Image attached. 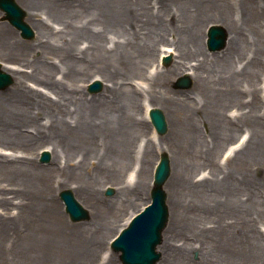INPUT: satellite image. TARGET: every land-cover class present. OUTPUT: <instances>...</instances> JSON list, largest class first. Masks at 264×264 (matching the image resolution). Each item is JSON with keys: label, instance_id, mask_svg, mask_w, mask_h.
<instances>
[{"label": "bare ground", "instance_id": "6f19581e", "mask_svg": "<svg viewBox=\"0 0 264 264\" xmlns=\"http://www.w3.org/2000/svg\"><path fill=\"white\" fill-rule=\"evenodd\" d=\"M15 1L28 12L36 37L19 41L0 23V60L11 65L0 68L14 78L0 93V141L27 148L37 140L52 158L41 166L36 158L0 153V264H117L111 254L98 263L103 240L97 228L113 226L112 208L141 187L161 152L170 165L164 184L170 217L158 264H191L195 249L199 264L219 263L218 251L225 261L264 264V91L257 87L264 69L262 0ZM210 18L228 35L217 55L206 54L197 40ZM165 29L177 37L167 39ZM182 30L185 38H178ZM164 45L173 46L162 55L174 53V63L150 73ZM187 70L192 91L171 90V80ZM91 73L103 88L88 96L78 84ZM137 79L139 88L132 83ZM235 103L236 114L226 115L224 108ZM153 105L165 114L161 138L147 137ZM205 122L221 145L224 134L245 127L219 156L246 138L244 152L227 160L235 157L234 171L245 169L244 178L211 164L214 151L208 143L203 151L201 138ZM205 164L212 166L209 177L200 172ZM107 182L118 187L111 199L99 191ZM60 187L82 200L91 222L65 223L52 194ZM209 231L218 239L211 254L198 236Z\"/></svg>", "mask_w": 264, "mask_h": 264}, {"label": "rangeland", "instance_id": "374dc122", "mask_svg": "<svg viewBox=\"0 0 264 264\" xmlns=\"http://www.w3.org/2000/svg\"><path fill=\"white\" fill-rule=\"evenodd\" d=\"M157 1H159V0H151L152 3H156ZM262 2L264 3V0H262ZM153 6H154V10H155L156 9V5H153ZM176 7L178 8L177 11L180 13L181 9L179 8V6L176 5ZM174 10L175 9L173 8V11ZM23 11L25 12L24 20L27 23V25H29V27L31 28V26H30L31 21L28 18V12L25 9H23ZM0 13H1L0 14V23L7 24L10 27V29L12 30V32L14 33L15 37L17 38V40L23 41V42H26V43H34V40H35V37H36L35 30H33L31 28V30L33 32V36L31 38L25 39V38H23L20 35V31L19 30H17L13 26H11L9 24V22H7L4 19L5 15H4V13L1 10H0ZM175 13H176V10H175ZM168 22L170 23L171 20H168ZM211 24H219V25L223 26V24L220 21H218L217 19L210 18L207 23H202L200 25V27H199L200 31H199V35H198V39L197 40L199 42H201V43H202V41H204V46H205L204 50H205L206 54H208V55L221 54V52L224 50V48L222 50H220V51L213 52V53L208 52L207 49H206V45H205L206 32H207L208 26L211 25ZM263 25H264V23H263ZM174 27H175V23H174V21H172L171 28H174ZM166 31L167 30L165 29L164 32L166 33ZM246 33L249 35L250 34L249 30H247ZM166 36H167V39L172 41L173 38L177 37V34L175 32L169 31L168 33H166ZM178 38H185V33H184L183 30L180 33V35L178 36ZM167 48L170 49V50H173V46L164 45V46H161L159 48L160 49L159 53L162 54V52L164 50H166ZM173 54L172 53L166 54L167 57H170V61L166 65L163 63V58L165 56L164 57L157 56V62H154V64L151 65V67L149 68V72L153 73L155 71L156 65H158V67H161V68L170 67L174 63V60H175ZM190 62L192 64H194L196 61H195V59H192V60H190ZM0 66L2 68V67H10L11 65H9L8 63L6 64V62L0 60ZM261 71H263L262 76H261V80L259 81V83L256 81V83H258L257 87L258 88L262 87V89L264 91V69L263 70H260V69L258 70L259 73ZM3 72L7 73L6 71H3ZM190 72L191 71L187 70L186 73H182L181 75H178V76L174 77L171 80V82H170V86H169L170 89L171 90H176V91H187V92L192 91L193 82H192V78H190ZM183 76H187L189 78V80L191 81V85L188 88H180V87L176 86V83L179 80V78H181ZM11 78H12V83L9 86H7L5 89L0 90V93L6 92L7 90L10 89V87L13 86L14 78L12 76H11ZM94 80H99L101 82L100 77L96 73H91L89 75L84 76L82 78V80L80 81V83L78 84L80 88H84V92L88 96L100 94L101 90L103 88V87H101V89L99 91L95 92V93H89L87 91V85L90 82H93ZM132 83H133L134 86H136V87L138 86V88L140 87V81H138V79L135 80V82H132ZM245 94H246V96H245ZM245 94H242V95L245 96L244 101H247L251 97L248 96V93H245ZM263 95H264V92H262V96ZM145 104L147 105L148 103H145ZM151 107L152 108H159L163 112V110L158 105H153ZM230 107L232 109H230L228 112H226L227 109L230 108ZM237 109H238V106H237L236 103L235 104H230L226 108H224V112H225L226 115L229 114V115H231L233 117L236 114V110ZM200 112L204 113V110L199 111V113H197V115H200ZM163 114H164V112H163ZM164 116H165V114H164ZM150 126H152V125L151 124L149 125L150 130L148 132L149 134H147V137H151L154 134V135H156V137L161 138V137H164L166 135V133H167V132H165L164 134L159 135V134H157L155 132L153 127H150ZM200 127H201V130H202L201 138L203 140V151H204V147L207 146V143L209 144V148L208 149H210L211 151H214L213 154H211L214 157L213 158L214 159V163H211V164L215 165V164H217L219 162V165H222V168H221L222 173L224 175L227 174V173L232 175L233 172L232 173H230V172L232 170L234 171L233 167L236 168V166H235V163H236L235 157L233 159L231 158L227 162V160H228V158H226L227 156L225 157L223 155L222 157H220L221 158L220 161H219V159H220L219 156L222 154V152H224L226 150V148H227L226 144L229 145L231 142L235 141L237 139V137L239 136V134H244L242 132H244L245 127L242 126V129H238L237 128L235 134H232L230 137L228 136V134H226V135L224 134L222 136V138H226V140L229 142L228 143L226 141L224 145H221V140L220 139H216L215 140L214 135L213 134H209L210 133V125H209L208 122L201 123ZM212 139H214V140H212ZM212 141L215 142L213 145H211ZM244 142L240 143V145H238V147L233 152H231V154L228 155V156L232 157L235 152H237V154L243 153L244 150L241 149V148L243 147ZM46 145H47L46 143H41V142H39L37 140H32L31 143L29 144V146L27 148H24V147H22L20 145L16 146L15 144H7V143H2V141H0V153L1 154H5V155H9V156H25V157L27 156V157H31V158H36L37 164H39L41 166H47L50 163V160L52 158V154L50 152V148L48 146L46 147ZM21 148H23V149H21ZM42 151H46L49 154V159L47 161H45V162H41L40 161V157H41ZM159 155L157 156L158 159H159ZM167 156H168V154H167ZM152 159L155 160V157L153 156ZM211 168H212V166L205 164V165H203V167L200 170V172L204 171L205 172L204 176L209 177V174H211V170H212ZM134 169H136V168H134ZM251 169L253 171L252 172L253 176H256V177L260 176V170H255L254 167H252ZM209 170H210V172H209ZM219 172H220V170L216 171V173H219ZM234 173L240 179H242L245 176V169H238V170L234 171ZM223 174H220L219 176L221 177ZM246 174H247V171H246ZM201 175H203V174H201ZM152 176H153V172H151L150 174L148 173L146 178H145L144 183L141 185V187L139 189H131L130 193L127 195V198H125L120 205H116V206H114L112 208L111 213H113L115 215L113 217H114V219H116V221L113 224V226H111L112 228L109 227V229H107L106 232H105L104 229L103 230L101 229L102 226L100 228H97L101 232V234H99V236L103 240L102 246H101V249H100V256L98 258V263H101L104 260H106V257L109 254H111L114 258H116L115 260H116L117 264H122L120 262V260H119L118 254H116L115 252H113L111 250V248L109 246L110 245V241H111L112 237L114 235H116L120 231V229L126 225L128 220L146 204L147 200L149 199V192H150L151 183H152ZM125 178H126V181L128 182V184H132L135 181V179H134V177H132V175H126ZM73 183H74V181L72 182V185H73ZM116 185L117 184H113V183L109 184V182H107V184L104 187L100 185V188H99V191L101 192L100 195L102 197H105L106 199H111L114 196V194H115V192H116V190L118 188ZM108 188L112 189V191H113L110 195L106 194V191H107ZM64 189H70V187H60L59 189L55 188L54 192H52V194H53V197H54V201H55L56 207L58 208L59 214L61 215V217L63 218L65 223L71 224V225L72 224L73 225H77V224H87V223L91 222V220H92V216L91 215H89L88 219L83 220V221H79V222L70 221V219L68 218L67 214L64 211V205H63L62 201L60 200V198L58 196L59 192L61 190H64ZM70 190L72 191V189H70ZM9 196L11 197V199H13L12 194H9ZM74 196L77 199V201L85 209L88 210V208L85 207V205H83L82 200L79 197H77L75 194H74ZM15 201L16 200H12L10 202L11 204L8 205L9 210H11V213H15V211H16V208H14V204H12V202L15 203ZM169 217H170V215H169ZM168 225H169V221H168L166 227L163 230V236L166 234V230L168 228ZM259 229L264 232V226H260ZM198 236L201 237L202 240L204 239L206 241V243L208 244V245H205V247H206V249H207L209 254H211V249H212L213 252L215 251L214 249H216L217 246H218V239H217V234L216 233H212L211 231H209L208 233H205V232L200 233ZM161 245H162V242L157 247V250L160 252V254H161V251H160ZM217 253H218V255H217L218 258H216L215 260H217V259L220 260V262L217 263V264H237V263H234L232 261H225L224 260L225 253H223L222 251H218ZM160 260H161V257L159 258V260L155 264H158V262ZM190 260H191V262H190L191 264H199L200 256H199V253H198L197 249H195L194 251H192L190 253ZM215 260H213V261H215Z\"/></svg>", "mask_w": 264, "mask_h": 264}, {"label": "water", "instance_id": "95a60500", "mask_svg": "<svg viewBox=\"0 0 264 264\" xmlns=\"http://www.w3.org/2000/svg\"><path fill=\"white\" fill-rule=\"evenodd\" d=\"M0 9L5 12V18L17 29L21 30V35L25 38L32 37L33 33L23 22L24 13L14 0H0ZM227 34L225 30L218 25L210 26L208 30L207 46L210 51L221 50L225 46ZM169 58L165 59V63ZM11 83V78L0 72V89L5 88ZM189 81L182 78L177 86L182 88L189 87ZM99 82L89 87L90 92H96L100 89ZM152 123L159 134L166 130V124L162 112L158 109L150 111ZM49 158L48 153L42 155V161ZM169 175V161L165 154L161 156L155 175L153 188L150 192L151 205L143 213L136 216L129 227L122 231L120 236L113 241L111 247L117 252L121 251L120 259L123 264H154L159 259V253L155 252V247L161 241V231L164 228L168 212L165 204V193L162 185ZM111 190L107 191L110 194ZM61 199L65 202L66 210L70 213L73 221L87 218V212L78 204L69 191L60 193Z\"/></svg>", "mask_w": 264, "mask_h": 264}]
</instances>
